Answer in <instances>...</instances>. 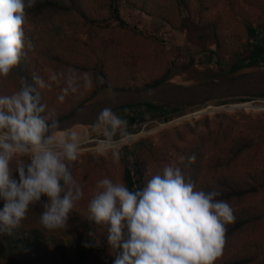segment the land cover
Returning <instances> with one entry per match:
<instances>
[{
    "label": "rangeland",
    "instance_id": "374dc122",
    "mask_svg": "<svg viewBox=\"0 0 264 264\" xmlns=\"http://www.w3.org/2000/svg\"><path fill=\"white\" fill-rule=\"evenodd\" d=\"M145 1L75 0L71 3L68 0H61V3L66 5V8H62L61 15H55V10L50 15L49 11L45 15L37 12L30 15L27 13L25 36L33 45L29 52L34 59L39 55L34 44L42 41L45 36L46 44L52 45L53 68L56 70L60 67V60L57 59L60 54L55 49L56 44L61 50L67 51L74 46L79 51L87 50L88 54H94L92 57L97 60L94 77L96 79L103 77L105 85H100L97 80L98 90L93 96L86 98L78 109L83 104L103 96L102 89L107 85H111L116 92L146 89L148 82L161 78L168 69L173 73L164 81L185 72L184 82L173 83L197 84L200 80L203 82L208 80L206 79L208 75L198 77L199 73L212 75L229 73L232 65L254 59L256 52L264 51V0H188L191 9L188 10L181 5L184 16L181 24L170 12L172 8L178 6L177 0H149V3H153L150 10L146 8ZM159 2L166 7L163 8L165 13L163 15L170 14L173 20H167L168 16L164 17L157 13ZM29 9H26V12ZM116 10L119 11L118 14ZM121 19L125 22L122 25L125 29L136 30L142 35L138 38L128 37L127 43L135 44L134 47H128L130 49L128 55L125 54L123 58L120 55L106 56L95 50L96 45L105 39L120 43L121 37L117 34L116 37L111 36L110 31L124 29L121 27ZM49 27L53 29L51 40L45 32ZM157 54L165 58L163 64L155 60ZM208 56L213 57V61L208 60ZM190 59L195 63L185 68L176 66ZM168 61L173 62L171 68ZM252 67L264 68V61L261 65ZM104 71H108L110 75L108 79L104 76ZM192 71H196L193 77L188 76V72ZM16 80L11 73L8 77H0V95H10L12 91H17L19 83ZM57 80V85L63 84L59 78ZM211 80L215 81L217 78ZM50 81L48 79L46 83ZM263 95L211 100L197 106H184L182 110L166 116H154L147 112L145 107L140 105L142 102H148L147 100L132 103L130 109L116 111L127 120L129 135L104 155L98 152L103 137L92 128V123L78 124L67 129L77 131L82 136L81 154L74 162L72 171L85 192L84 200L70 213L74 219H70L68 228L75 233L76 230L79 231L82 237L95 240L88 235L86 227V223H89L86 219L88 199L100 179L108 177L125 183L126 167L131 168L136 185L142 187L152 174L161 171L165 165L177 163L183 168L186 167L187 160L181 164L180 157L195 155V162L190 167L199 168L190 173L197 179L195 181L197 187L205 191L208 189H204L203 186L211 187L223 193L224 191L219 190L217 185L225 178L224 173L218 172V168L214 167L216 159H212V154L215 156L216 150L221 151L223 167H227L228 164L235 163V159L231 161L233 152L237 153L238 149L244 146L236 159V167H244L242 162H246L245 169L252 167V173L254 167L263 169ZM232 102L237 103L235 106L229 105ZM132 116L135 117L134 122L131 121ZM219 138H225V144L220 145ZM208 142L212 149L208 148ZM113 151L120 152L119 159L114 158ZM214 175L219 178L217 181L212 177ZM243 177L245 176L242 172L231 177L226 187H232L237 183L236 185L243 184L249 188L254 184L255 179L252 176L246 180H243ZM46 200L42 198L41 202L34 206L38 210L34 211H39L41 215L44 210L42 204ZM246 200L240 202L238 198H234L230 203L235 213L245 208L241 212L254 216L251 226L256 234L248 235L252 230L246 231V226H242L241 233L228 242L233 244V256H225L219 264L235 263L240 257L245 261L252 260L253 264H264V190L262 189L256 196L249 194ZM77 216L86 223L77 220ZM97 227L99 231L95 238L104 241L102 234L104 229ZM62 230L66 229L55 230V234L62 236L65 234ZM67 236L65 234V238ZM102 257L101 255L99 259Z\"/></svg>",
    "mask_w": 264,
    "mask_h": 264
},
{
    "label": "clouds",
    "instance_id": "9594fccd",
    "mask_svg": "<svg viewBox=\"0 0 264 264\" xmlns=\"http://www.w3.org/2000/svg\"><path fill=\"white\" fill-rule=\"evenodd\" d=\"M35 3L0 0V77L18 69L25 49L33 47L26 40L25 25L26 9ZM57 78L53 74L49 80ZM97 80L105 85L103 77ZM76 81L75 75L67 78L59 101L78 91ZM19 84L17 91L0 95V200L4 201L0 234L20 228L30 206L42 197L47 200L40 225L48 231L67 229L70 213L85 197L72 171L81 154L82 136L62 131L55 110L42 103L41 90L51 85L40 75L33 73L31 83L20 76ZM84 86H94L91 77H84ZM102 95L100 103L105 106L96 113L92 128L103 137L98 152L104 155L129 133L127 120L113 110L120 94L107 85ZM113 156L119 159L120 152L113 151ZM195 159V155L180 157V163L187 160L185 166H190ZM221 196L220 191L198 188L181 166L172 163L142 187L130 189L108 177L98 180L87 202L86 219L106 230L113 264H214L226 243V225L235 221L231 204L218 199ZM88 235L100 243L94 231Z\"/></svg>",
    "mask_w": 264,
    "mask_h": 264
},
{
    "label": "trees",
    "instance_id": "16d2710c",
    "mask_svg": "<svg viewBox=\"0 0 264 264\" xmlns=\"http://www.w3.org/2000/svg\"><path fill=\"white\" fill-rule=\"evenodd\" d=\"M68 1L74 3L75 0H68ZM36 2L37 3L35 4V6L27 10L26 13L30 15L37 12L38 14L45 15L49 11V15H50L51 12L55 10V15L56 14L61 15L63 13L62 8H66V5L61 3V0H36ZM177 2H178V6L172 8L170 12L171 14L174 15V18L178 20L179 24H181L183 23L182 21L184 18L181 11V5H183L188 10L191 9V7L189 5L188 0H177ZM145 3L147 4L146 5L147 9L150 10L153 7V3H149V0H146ZM198 3L200 2L198 1ZM204 4L202 6H204ZM163 8L166 7H163L161 2H159L157 7L158 9L157 13L161 14L164 17L168 16L167 20L169 19L170 21L173 20V18L170 17V14L163 15L165 14ZM116 12L117 14L119 13L118 10H116ZM121 22H122L121 27L124 28V26L122 25L125 24V22L123 20ZM124 29H119L118 31H116L115 29L113 31H110L111 36L116 37L117 34L118 36L121 37L120 43L105 39L96 45L95 50H98V52H101L106 56L111 55L117 57L120 55L123 58L125 54L128 55V51L130 50L128 47L135 46V44H132L131 42L127 43L128 37L138 38V37H142V35L136 30H132L128 28L125 30ZM45 32H47L48 34V39L51 40L53 37V29L49 27L46 29ZM46 39L47 36H45V38L39 43L34 44L36 51L39 54L36 57V59L32 57L28 49H25L27 55L21 59L18 69H14L11 75L17 79L16 80L17 83H19L20 76H26L29 82L31 83L33 73L40 75L45 80V82L48 81L51 75L56 74L59 80L63 82V84L60 83V85H57L56 82L58 80L50 81L49 84L51 85V87L41 90L42 103L47 104L50 109H54L58 118L60 120H63L64 118L72 115L82 104V102L86 100V98L93 96L94 93L98 90V86L96 84L97 79L94 77L95 76L94 70L97 65L96 63L97 60L93 59L92 55L94 54H88L87 50L79 51L78 48L75 49V47L72 46L67 51H65L64 49L61 50V47H59V45L56 44L55 49L57 50L58 54H60L59 58H57L60 60L59 61L60 67L58 70H56L55 68H53L52 45L46 44L45 42ZM138 42L139 41H137V43ZM164 59L165 58L163 56H160L158 54L155 57V60L156 61L158 60L162 64L165 62ZM210 60H213V57H211ZM262 61H264V51H262L261 53L256 52L254 55V59L246 60L238 64L232 65L228 70V72L236 73L240 69L247 66L261 65ZM194 63L195 61L193 59H190L188 61H184L180 65H176L177 62H175V65L181 68H185ZM168 64L170 66L169 68L173 66L172 61H168ZM167 71L168 72H164L162 74L161 78L155 79L152 82H148L145 88L158 85L162 81L167 79L170 75H172L173 71H169V69ZM103 74L106 77V79L110 77L108 71H104ZM72 75H75L77 77L76 85L78 87V91L76 93L69 92L65 100L61 102L59 101L58 97L61 95V90L67 86V78ZM86 75L91 77L93 80L94 86L92 88H87L84 86V77ZM114 75H116V73ZM118 77L119 76L117 75L116 78ZM13 92L14 91H12L11 93ZM246 96H243V98H245ZM241 97L242 96H238L237 98H241ZM140 105H143L146 111L154 116H166L169 115L170 113L173 114L182 110V108L184 107V106L180 107V106H170V105H158L153 102H142L140 103ZM126 108L130 109L131 108L130 104L116 107L113 110L115 112L116 111L120 112L127 110ZM131 121L132 122L135 121L134 116L131 117ZM220 140H221L220 145H223V143L225 144V140H226L225 138H222ZM208 148L212 149L209 142H208ZM243 148L245 147L244 146L240 147L237 153L233 152L231 156V161L235 159L234 160L235 163L231 165L228 164L227 167H223L224 159H221L222 153L220 150H216L215 156L212 154V159H216L215 161L216 165L214 167L218 168V172L224 173L225 178H223V180L224 179L226 180L223 181L220 179L221 181L217 185L219 190L224 191V193L220 191L222 193V196L218 197V199H225L230 203L231 201H233L234 198L235 199L238 198V200L242 202L247 199V196L249 194L256 196V194H259L262 189L264 190V176H262V174H264V168L262 169V167H254L253 170L255 172L253 171L252 173L251 172L252 167H249V169L248 167H246L248 170L245 169V166L247 165L246 162H242V165H244V167H236L237 166L236 159L238 158V155L242 153ZM198 168L199 167L186 166L183 167L182 169L187 176H190L194 181H196L197 179L194 176H192L191 175L192 173L190 172H193L194 169H198ZM221 169L222 171H220ZM240 172H242V175L245 176L243 177V180H246L250 176H252L255 179L254 184L249 188L244 187L243 184L236 185L237 183L232 187H226V183L229 182L230 178L233 176H237L238 174H240ZM212 177H215V175ZM217 179L219 178L217 177L216 181ZM125 183L130 189L138 186L136 185L135 180H133L132 170L130 167H126ZM203 188L208 189V191L216 190L206 186H203ZM42 198L47 199V197H42ZM3 204L4 201L0 200V209L3 208ZM34 206H30L28 216L22 222L20 228L13 230L10 235L0 234V264H113L114 257L110 254V248L107 244V240H106L107 233L105 229L102 231L104 241H100L99 244L96 243V240L82 237L81 235H79V231L77 230L75 233V231H72L70 227L66 230H62L66 235H68L67 238H65V234H62V236H60L59 234H55V231H48L40 225L39 223L40 213L39 211L38 212L34 211V210H38ZM242 210H245V208L240 209V211H238L237 213L234 212L235 215L234 223L226 225L227 228L226 243L222 250L221 256L215 260L214 264H219L220 260H222L225 256L228 255L233 256V244L232 243L228 244V242L234 240L238 236V233H241L242 226H246L245 229L246 231L252 230L251 232L248 233V235L256 234V231L253 230L251 226L252 221L254 220V216L250 213L241 212ZM71 218L74 219V216L69 215L68 224ZM77 220H81L82 222H84L78 216H77ZM86 224H87L86 226L87 232L92 230L95 232V234H97V232L99 231L97 226L92 225L91 223H86ZM101 255L103 257L99 259ZM237 259L238 260L235 263L224 262V264H253L252 260L245 261L242 257Z\"/></svg>",
    "mask_w": 264,
    "mask_h": 264
},
{
    "label": "water",
    "instance_id": "95a60500",
    "mask_svg": "<svg viewBox=\"0 0 264 264\" xmlns=\"http://www.w3.org/2000/svg\"><path fill=\"white\" fill-rule=\"evenodd\" d=\"M213 77L215 76H212V79ZM215 78H217L215 81L210 78L192 85L173 84L169 79L146 89L118 90L119 103L113 109L142 100L181 107L197 106L211 100L264 94V68L245 67L236 73L219 74ZM103 99L105 98L83 104L72 115L61 120L62 131L77 124L93 123L96 113L105 106L100 103Z\"/></svg>",
    "mask_w": 264,
    "mask_h": 264
},
{
    "label": "bare ground",
    "instance_id": "6f19581e",
    "mask_svg": "<svg viewBox=\"0 0 264 264\" xmlns=\"http://www.w3.org/2000/svg\"><path fill=\"white\" fill-rule=\"evenodd\" d=\"M261 69H263V68H261ZM192 70H194V69H192ZM257 70H259V69H257ZM252 71H254V70H252ZM196 73V71H192L191 73H189L188 72V76H191V77H193L192 75H194ZM185 72L183 73V74H179V75H175V76H173L172 78H171V81L172 82H176V83H181L182 81L184 82V80H185ZM180 78H182V79H180ZM186 82V81H185ZM173 84H175V83H173ZM102 98H105V97H103V96H100V97H98L97 99H102ZM243 102H246V101H243ZM235 103H237V102H235ZM235 103H231V104H229V105H233V106H235L234 104ZM241 103V102H240ZM224 105H226V104H224ZM221 106H223V105H221ZM209 107V106H208ZM84 126V125H83Z\"/></svg>",
    "mask_w": 264,
    "mask_h": 264
},
{
    "label": "crops",
    "instance_id": "0c3cea01",
    "mask_svg": "<svg viewBox=\"0 0 264 264\" xmlns=\"http://www.w3.org/2000/svg\"><path fill=\"white\" fill-rule=\"evenodd\" d=\"M210 58H211V56H208V60H210ZM213 61V60H212ZM211 65V64H210ZM208 75V76H207ZM210 75V76H209ZM204 76H207V78L206 79H210V78H212V76H215V74H211V73H199V76L198 77H204ZM78 125V124H77ZM74 127V126H73ZM72 128V127H71Z\"/></svg>",
    "mask_w": 264,
    "mask_h": 264
},
{
    "label": "flooded vegetation",
    "instance_id": "af4514ba",
    "mask_svg": "<svg viewBox=\"0 0 264 264\" xmlns=\"http://www.w3.org/2000/svg\"><path fill=\"white\" fill-rule=\"evenodd\" d=\"M217 75H219V74H216L215 77H217ZM213 78H214V77H213Z\"/></svg>",
    "mask_w": 264,
    "mask_h": 264
}]
</instances>
